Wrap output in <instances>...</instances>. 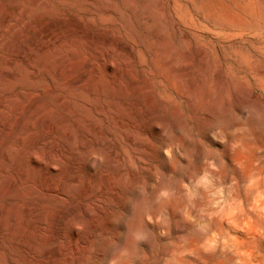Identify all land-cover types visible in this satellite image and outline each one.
Segmentation results:
<instances>
[{
    "label": "rangeland",
    "instance_id": "374dc122",
    "mask_svg": "<svg viewBox=\"0 0 264 264\" xmlns=\"http://www.w3.org/2000/svg\"><path fill=\"white\" fill-rule=\"evenodd\" d=\"M0 34V264H264V0H0Z\"/></svg>",
    "mask_w": 264,
    "mask_h": 264
},
{
    "label": "bare ground",
    "instance_id": "6f19581e",
    "mask_svg": "<svg viewBox=\"0 0 264 264\" xmlns=\"http://www.w3.org/2000/svg\"><path fill=\"white\" fill-rule=\"evenodd\" d=\"M4 8V7H3ZM5 12V11H4ZM23 12V11H22ZM6 13V12H5ZM7 15V14H6ZM9 15H11V14H9ZM8 16V15H7ZM12 25V24H11ZM9 27V26H8ZM16 28V27H15ZM9 30V29H8ZM7 30V31H8ZM18 30V29H17ZM12 33V32H11ZM1 35V34H0ZM8 43V42H7ZM5 47V46H4ZM8 47V46H7ZM9 50V49H8ZM89 65H91V64H89ZM83 75L84 74H81L79 77H78V79H77V81H79L82 77H83ZM24 124V123H23ZM21 138V137H20ZM6 147V146H5ZM13 147V146H12ZM22 148V147H21ZM12 149V148H11ZM9 150V149H8ZM1 151V150H0ZM2 151H4V150H2ZM16 151H18V150H16ZM21 151V150H20ZM26 152V151H25ZM38 152V151H37ZM9 153H10V151H9ZM13 153V152H12ZM20 154H21V152H19ZM3 154V153H2ZM19 159H21V157L19 158ZM22 160V159H21ZM1 162V161H0ZM33 163L34 164H38L37 163V161H36V159H33Z\"/></svg>",
    "mask_w": 264,
    "mask_h": 264
}]
</instances>
